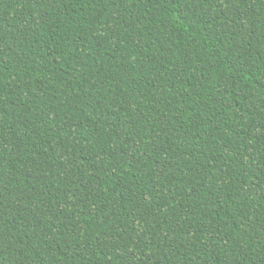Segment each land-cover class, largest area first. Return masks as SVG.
Wrapping results in <instances>:
<instances>
[{"label":"trees","instance_id":"obj_1","mask_svg":"<svg viewBox=\"0 0 264 264\" xmlns=\"http://www.w3.org/2000/svg\"><path fill=\"white\" fill-rule=\"evenodd\" d=\"M0 264H264V0H0Z\"/></svg>","mask_w":264,"mask_h":264}]
</instances>
